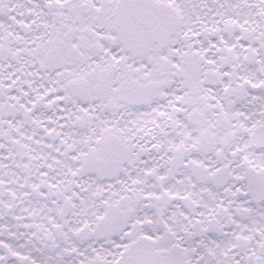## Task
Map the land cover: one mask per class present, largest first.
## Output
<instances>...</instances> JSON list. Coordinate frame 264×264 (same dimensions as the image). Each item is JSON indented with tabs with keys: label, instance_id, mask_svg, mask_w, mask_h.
Masks as SVG:
<instances>
[{
	"label": "snow or ice",
	"instance_id": "obj_1",
	"mask_svg": "<svg viewBox=\"0 0 264 264\" xmlns=\"http://www.w3.org/2000/svg\"><path fill=\"white\" fill-rule=\"evenodd\" d=\"M0 264H264V0H0Z\"/></svg>",
	"mask_w": 264,
	"mask_h": 264
}]
</instances>
